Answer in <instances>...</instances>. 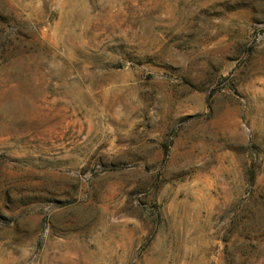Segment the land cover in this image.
<instances>
[{
	"label": "rangeland",
	"instance_id": "1",
	"mask_svg": "<svg viewBox=\"0 0 264 264\" xmlns=\"http://www.w3.org/2000/svg\"><path fill=\"white\" fill-rule=\"evenodd\" d=\"M0 264H264V0H0Z\"/></svg>",
	"mask_w": 264,
	"mask_h": 264
}]
</instances>
